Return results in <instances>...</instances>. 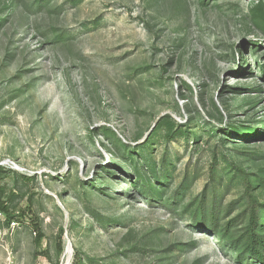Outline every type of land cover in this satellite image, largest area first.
<instances>
[{"label":"rangeland","instance_id":"1","mask_svg":"<svg viewBox=\"0 0 264 264\" xmlns=\"http://www.w3.org/2000/svg\"><path fill=\"white\" fill-rule=\"evenodd\" d=\"M0 166V264H255L264 0H0Z\"/></svg>","mask_w":264,"mask_h":264},{"label":"trees","instance_id":"2","mask_svg":"<svg viewBox=\"0 0 264 264\" xmlns=\"http://www.w3.org/2000/svg\"><path fill=\"white\" fill-rule=\"evenodd\" d=\"M169 139H174V136H169ZM4 169L0 166V177ZM244 180V197L247 200V207L243 213L237 215L236 217H231L232 207L226 212L224 219H229L223 228L222 235L227 237L231 232L237 229L236 233L231 239V246L235 251L238 252L239 258L244 257L250 258L255 264H264V210H262L263 204L260 203L254 192V184L252 183L249 175L242 171ZM162 186V184H161ZM160 187V186H159ZM158 189V188H157ZM157 189L149 190L147 193L155 200L157 197L162 198L163 192H159ZM0 211L3 213L9 223H15V219L18 216H23V213L13 210L11 211L7 205V202L2 198L6 197V192L4 189L0 188ZM180 197L179 191L173 195V198L169 202L175 203ZM218 203L213 202V208L210 211H206L205 202L201 203L200 213L202 217L208 215L207 220L211 222V226L214 230L218 229V219L219 214L217 212ZM203 219V218H202ZM240 226H243L239 228ZM239 228V229H238ZM35 229L39 230L38 225L35 224ZM42 239L41 232L37 238V242Z\"/></svg>","mask_w":264,"mask_h":264}]
</instances>
